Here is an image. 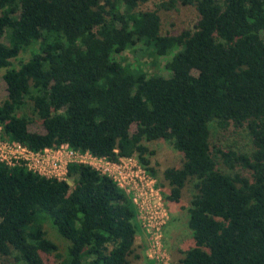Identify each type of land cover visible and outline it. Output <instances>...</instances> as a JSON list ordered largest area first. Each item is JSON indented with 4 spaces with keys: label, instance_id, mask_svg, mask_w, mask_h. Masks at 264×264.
Listing matches in <instances>:
<instances>
[{
    "label": "trees",
    "instance_id": "16d2710c",
    "mask_svg": "<svg viewBox=\"0 0 264 264\" xmlns=\"http://www.w3.org/2000/svg\"><path fill=\"white\" fill-rule=\"evenodd\" d=\"M151 1L0 0L2 139L112 163L135 157L167 186L165 201L193 188V246L177 264H264V0H180L197 21L173 34L162 33L160 15L177 1L136 10ZM29 103L43 135L28 130ZM227 134L249 144L212 143ZM158 140L182 155L161 182L143 144ZM67 179L0 162V260L129 264L139 231L132 196L89 165L69 164Z\"/></svg>",
    "mask_w": 264,
    "mask_h": 264
},
{
    "label": "rangeland",
    "instance_id": "374dc122",
    "mask_svg": "<svg viewBox=\"0 0 264 264\" xmlns=\"http://www.w3.org/2000/svg\"><path fill=\"white\" fill-rule=\"evenodd\" d=\"M163 1L169 0H154L145 5H140L136 10H153L155 6ZM177 1L175 9L168 12L161 13L162 19V33H178L185 29H191L197 21L196 12L193 7L181 6L180 0ZM0 42L6 44L4 38ZM123 57L127 61L133 60V53L126 51ZM29 59V54H20L15 60L12 61V67L17 68L19 62H25ZM3 69H0V99L6 96V87L2 80L4 74ZM164 77H169L168 73L158 69H152ZM23 113L30 119L28 130L29 132L37 135L45 134L44 129L40 124V120L32 111L30 103L27 104ZM233 135H225V137L212 138V143L217 145H226L227 143L235 142L241 149L242 146L249 144L246 135L241 134L239 137H232ZM226 143V144H225ZM144 146L153 155L149 156L150 167L156 172V179L161 182V174L166 168H178L182 163V155L173 149V147L166 141L158 140L153 142H144ZM247 149V148H246ZM248 150V149H247ZM132 161L125 162L128 166L136 162V158H129ZM134 161V162H133ZM88 163L95 166H103L102 163L88 159ZM142 169H144L141 166ZM145 170V169H144ZM66 181L72 185L71 180L65 177ZM124 184L129 183L127 176L123 177ZM155 180V179H154ZM157 186V182H155ZM158 188V187H156ZM157 191V189H155ZM167 186L158 188L160 201L157 202V195L155 194L147 198V205L144 206L145 212L137 211L136 223L139 231L135 237L134 252L129 256V264H147L152 261L154 264H177L183 257V252L193 246L191 232L187 226L188 214L187 209L193 194L191 184L187 185L184 189L183 196L178 203H170L165 201L164 196L168 194ZM45 229L48 236L55 239L59 244L58 239L54 236V231L50 228L49 224H45ZM0 264H17L15 262L0 260ZM50 264H57L54 258H50Z\"/></svg>",
    "mask_w": 264,
    "mask_h": 264
},
{
    "label": "built area",
    "instance_id": "2783aa9c",
    "mask_svg": "<svg viewBox=\"0 0 264 264\" xmlns=\"http://www.w3.org/2000/svg\"><path fill=\"white\" fill-rule=\"evenodd\" d=\"M88 159L102 163L103 166H95L88 163ZM131 159L122 158L116 163L107 159H97L89 153L73 151L67 145L57 149H44L41 152H31L15 142H8L2 139L0 127V162L9 166L22 165L27 171L65 181L67 177V166L71 163H80L93 167L101 174L111 177L118 187L132 196V201L137 211L145 212L147 198L155 194L157 202L161 200L155 180L151 178L144 169L136 162L128 166L125 162ZM129 178V183L124 184L123 177ZM157 189V191L155 190ZM146 213V212H145Z\"/></svg>",
    "mask_w": 264,
    "mask_h": 264
}]
</instances>
